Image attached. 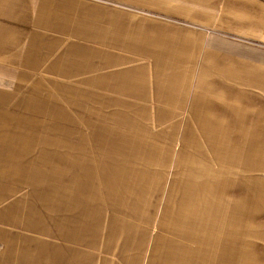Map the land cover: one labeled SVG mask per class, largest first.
<instances>
[{
	"label": "rangeland",
	"instance_id": "rangeland-1",
	"mask_svg": "<svg viewBox=\"0 0 264 264\" xmlns=\"http://www.w3.org/2000/svg\"><path fill=\"white\" fill-rule=\"evenodd\" d=\"M210 1L88 6L115 17L134 7L136 18L151 10L197 23ZM41 81L56 120L59 104L69 112V127L56 130L53 145L37 139L18 154L0 151V264H154L153 236L175 232V221L183 232L229 234L230 264H264V112L247 111L263 116L247 127H225L228 107L190 95L184 80H167L163 90L155 89L158 81L140 80L139 95L89 72ZM176 84L170 98L157 94ZM105 237L124 247L103 252Z\"/></svg>",
	"mask_w": 264,
	"mask_h": 264
},
{
	"label": "crops",
	"instance_id": "crops-1",
	"mask_svg": "<svg viewBox=\"0 0 264 264\" xmlns=\"http://www.w3.org/2000/svg\"><path fill=\"white\" fill-rule=\"evenodd\" d=\"M43 1L0 0L1 152L18 154L37 139L53 145L70 115L59 104L56 120L54 98L41 79H82L88 72L115 81L128 95L140 94V80L158 81L159 87L151 85L158 90L167 80H184L190 95L228 107L223 116L230 123L223 126L263 120L246 112H264V0H211L197 11V23L151 10L136 18L134 7L115 17L93 10L88 0ZM105 47L116 49L108 53ZM177 86L157 94L170 98ZM63 99L69 102V96ZM175 224V232L153 236L154 264H230L235 242L229 234L183 232L182 221ZM103 240V252L124 247Z\"/></svg>",
	"mask_w": 264,
	"mask_h": 264
}]
</instances>
